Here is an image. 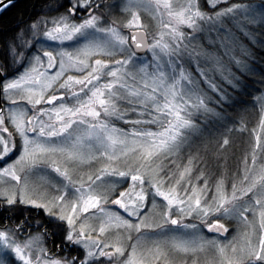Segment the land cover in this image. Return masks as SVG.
Here are the masks:
<instances>
[{"label": "snow or ice", "instance_id": "1", "mask_svg": "<svg viewBox=\"0 0 264 264\" xmlns=\"http://www.w3.org/2000/svg\"><path fill=\"white\" fill-rule=\"evenodd\" d=\"M18 2L0 0V14ZM221 3L230 0H203L208 9L203 12L189 0L179 12L169 10L171 23L159 33L145 28L123 35V29L143 27L137 13L121 28L108 22L112 5L105 0H23L8 34H0V264H175L173 252L196 255L206 246L221 257L231 247L227 264H264V167L254 176L255 167L245 162L244 179L233 183L229 194L224 180L213 187L202 174L197 181L203 186L191 182L195 157L179 179L176 171L153 170L149 163L182 152L185 133L200 131L193 115L230 120L229 109L262 91L254 85H264V67L245 63L248 53L243 59L230 53L228 30L217 25L240 14L237 31L253 43L252 30L264 29V0L217 10ZM205 28L225 32L223 51H196L191 45ZM141 50L151 59L137 67ZM57 65L59 71L49 76ZM72 70L78 75H68L54 89ZM257 71L259 81L249 75ZM76 86L79 91L73 92ZM49 89L61 94L47 95ZM112 117L128 127L110 126ZM129 140L138 145L133 154L141 155L132 165H120ZM85 142L95 143V155L84 156ZM117 145L120 155L108 151ZM257 149L264 151L259 137L254 164ZM54 156L62 162L49 159ZM102 161L105 166L86 178L76 175ZM45 168L62 179L33 184L30 177ZM110 177L114 183H108ZM129 178L131 188L118 191ZM257 210L259 224L253 219L243 247L223 243L233 221L248 227V215L255 218ZM97 212L107 217L99 232L86 223ZM110 230L118 234L107 240ZM49 241L58 249L55 256L47 247L34 252Z\"/></svg>", "mask_w": 264, "mask_h": 264}, {"label": "rangeland", "instance_id": "2", "mask_svg": "<svg viewBox=\"0 0 264 264\" xmlns=\"http://www.w3.org/2000/svg\"><path fill=\"white\" fill-rule=\"evenodd\" d=\"M130 0H105V3L108 5H112L110 9H108V15L107 20L109 23L112 21H116L117 24L123 28V25H126L130 20H132V12L137 13L139 17V23L143 25L142 28H135L132 29H123L122 34L128 35V31L134 30V29H142L145 30V28L149 31V34L152 33H159L162 29V25L165 23H171L169 18V10L172 12H179L181 10V5H187L189 0H131L132 7L129 9L127 6L129 5ZM198 4H200V10L203 12H207L208 9L203 5V0H196ZM259 0H230V3H221L220 8L217 10H220L224 7H230L232 4H255L258 3ZM168 4L170 6V9H165L164 5ZM53 15H55L53 13ZM243 19V16L240 14H237L234 19L225 20L222 25H217V28H223L228 30V39L227 43L229 45V52L232 53L237 59H243L244 53H248V58L245 59V63H248L252 68H254V64L252 61L257 62L258 59L254 56V50L251 48L253 45L263 49L264 50V29L259 28L258 26L255 27L253 31V35L257 38L256 41L249 44L247 41L244 40L243 36L240 34V32L237 31L238 28H241L240 21ZM181 29L185 31V33H188V29L185 25L181 26ZM244 31H247V29H244ZM225 37L224 31H216L211 30L209 31L207 28L203 32H200L196 35V39L191 41V45L195 46V50L199 51L201 49L206 50L210 53H215L219 51H223V49L220 46V41L223 40ZM235 41L233 44L232 42ZM66 48L71 51L73 46L72 45H66ZM119 59V57H117ZM151 59V53H144L143 55H140V60L137 62V67L142 66L143 64H146L148 60ZM226 59V58H225ZM192 63H195V60L192 61ZM201 66H207L203 63V60L201 59ZM185 67H188L186 64ZM191 71L192 69L189 68ZM59 71V66L57 65V68L54 71H51L48 73L49 76L55 75V72ZM151 71V69H149ZM68 75H78V73L75 72V70L68 71L63 78L59 81V83L54 84V89H59V84L63 83L64 80L67 79ZM82 78V77H79ZM139 80V77H138ZM140 83L142 84L143 81L140 80ZM73 92L79 91V87H73ZM61 93L59 91H54L53 89H49L47 92V95H57L59 96ZM163 102V101H161ZM71 103H75L72 101ZM71 103H68V106H71ZM262 115L260 122L257 126L251 127V128H235L234 130L239 131L240 133H245L244 131H247V137L248 139L243 140V145L246 143V154H244V157H237L236 159L232 161H237L239 158V163L237 165V168L234 169L235 171L229 172L226 167L222 166L221 171L217 174V172L213 171H204L203 164L200 166L202 160V152H205L209 150L210 143L213 140L216 139H223L222 138V132L223 130H219L218 128H212V127H205V125L209 126V122H213L214 119L211 117H206L203 114L199 115H193L192 119L193 122L200 128V131H187L185 133V141L182 146V152L179 154H173L170 157L161 156L159 159L151 160L149 161L150 166L153 170H160L163 169L167 172H173L176 171V177L179 179V173L184 171V167L188 165L189 159L192 157L196 158L195 164L192 166L193 172L191 175V182L194 185L203 186V180L197 181V177H200L202 174L204 176V179L211 180V183L214 187L215 182L217 180H224L226 189L229 194H231V185L233 183H237L240 180L244 179L245 176V162L247 163V166L249 169L255 167L256 172L253 173V175H257L261 169V167H264V151L257 149L255 152V164L253 161V151L252 149L255 147L257 138H260V143L264 144V125L261 124L262 118H264V99L262 100ZM31 115V113H29ZM136 116H125V119H137ZM112 121H114V125L118 128H127L128 125L124 124L121 120L115 119V117L110 118ZM155 130V129H153ZM227 134H225L226 136ZM224 139H228L225 137ZM214 143H217L216 141ZM223 145V140H222ZM95 143L91 142V145L89 142H85V144L81 147V152L84 154L85 157L89 155H95ZM129 151L126 157H122L120 161V165H132L134 164L140 157L141 152L136 151L135 154H133V150H135L138 145H134L129 140V143L127 145ZM194 150L190 152L191 150ZM122 150V146L117 145L115 149L109 148L108 151L112 152L115 151L117 155H120ZM49 159H57L62 162L63 157L54 156L49 157ZM222 160L225 163V158L222 157ZM120 165H113V167H120L121 171L126 170L125 167H121ZM171 165V167H170ZM105 166V162H96L93 164L92 168L84 167L82 169H78L76 171V175H85L94 171L95 169L101 168ZM178 169V170H177ZM33 184L39 186L43 181L50 180L53 183H56L58 180L62 179L59 177L55 172H53L50 168H45L34 174L30 177ZM116 178H108V183H114ZM187 182V180L185 181ZM2 183V181H0ZM131 188V181L130 178L127 183H124L122 187H119L118 191H124L126 189ZM139 191V189H137ZM135 192H133V196H135ZM114 209H109V211H113ZM255 219V222L257 225L259 224V214L257 210V214L255 218L249 214L248 215V224L249 226L246 227L245 223L243 221L237 222L233 221L232 223V231L228 235V240L224 241L223 243L232 242L233 245L236 248H240L244 246L245 238L244 233L251 230V222ZM107 221L106 216H100V214L97 212L94 216L87 218L86 223L90 225L92 228L96 230V232H99V228L103 223ZM7 223V221H5ZM33 232L35 233V229H33ZM118 233L114 230H110V234L106 236L107 240H112ZM126 235V233H125ZM203 235L206 238H212L211 233H207L206 230H204ZM156 237H153L155 239ZM149 246H151L149 244ZM41 247H47V244L38 243L34 247V252L36 254L39 253V249ZM49 249V247H47ZM52 251H58L57 248L50 247ZM130 251V250H129ZM51 254L55 256V254ZM233 255L232 248L229 247L226 250V253L224 257H221V255L209 248L205 247L203 250L199 251L198 254L192 255L184 254V253H175L172 254V259H174L175 264H221L222 259L224 260V264H227V258H231ZM161 264H168L167 261H161Z\"/></svg>", "mask_w": 264, "mask_h": 264}, {"label": "trees", "instance_id": "3", "mask_svg": "<svg viewBox=\"0 0 264 264\" xmlns=\"http://www.w3.org/2000/svg\"><path fill=\"white\" fill-rule=\"evenodd\" d=\"M38 2V0H36ZM23 8V0H20L14 7H9L6 11H3L0 14V34L7 35L8 30L13 26L16 19L19 17L21 10ZM63 11V9H61ZM56 14V13H54ZM254 50V56L258 59L257 62L252 63L255 65V69H260L264 67V50L260 49L256 46L251 47ZM250 76L253 77L254 80L259 81L261 78L260 72H252L249 73ZM254 87L261 88V92H253L252 96L249 97L250 102L246 105L238 108L236 110L229 109L228 115L231 117L230 120L217 122L213 120V122H209V126L205 125V127L218 128L219 130H223L222 138L216 139L210 143L209 150L202 152V162L200 166L203 164L204 171H213L217 172V174L221 171L223 167L229 172L235 171L239 163V159L244 157L246 154V143L243 145V140L248 139L246 132L240 133L239 131H235V128H251L258 125L262 115V100L264 99V85L255 84ZM225 134H227L225 136ZM227 137L229 143L224 146L222 145V140ZM217 143H214V142ZM191 150V149H190ZM194 150H191L192 152ZM222 157L225 158V163L222 160ZM240 157L237 161H232ZM47 247L55 248L51 241L47 243ZM53 254L56 255V251Z\"/></svg>", "mask_w": 264, "mask_h": 264}, {"label": "water", "instance_id": "4", "mask_svg": "<svg viewBox=\"0 0 264 264\" xmlns=\"http://www.w3.org/2000/svg\"><path fill=\"white\" fill-rule=\"evenodd\" d=\"M133 31H135V32H143L144 30H142V29H134V30H131V31H130L129 35H130L131 32H133ZM143 54H144V52L141 50V51H140V55H143Z\"/></svg>", "mask_w": 264, "mask_h": 264}, {"label": "flooded vegetation", "instance_id": "5", "mask_svg": "<svg viewBox=\"0 0 264 264\" xmlns=\"http://www.w3.org/2000/svg\"><path fill=\"white\" fill-rule=\"evenodd\" d=\"M130 31H131V30H130ZM130 31H128V35H129Z\"/></svg>", "mask_w": 264, "mask_h": 264}, {"label": "bare ground", "instance_id": "6", "mask_svg": "<svg viewBox=\"0 0 264 264\" xmlns=\"http://www.w3.org/2000/svg\"><path fill=\"white\" fill-rule=\"evenodd\" d=\"M50 249V248H49Z\"/></svg>", "mask_w": 264, "mask_h": 264}]
</instances>
